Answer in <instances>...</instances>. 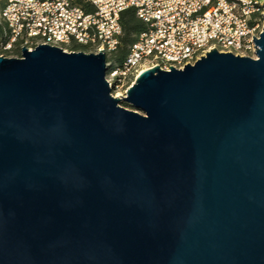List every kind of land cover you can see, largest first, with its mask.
I'll list each match as a JSON object with an SVG mask.
<instances>
[{"label": "water", "instance_id": "95a60500", "mask_svg": "<svg viewBox=\"0 0 264 264\" xmlns=\"http://www.w3.org/2000/svg\"><path fill=\"white\" fill-rule=\"evenodd\" d=\"M254 40L258 58L213 48L125 97L101 49L0 56V264H264Z\"/></svg>", "mask_w": 264, "mask_h": 264}, {"label": "built area", "instance_id": "2783aa9c", "mask_svg": "<svg viewBox=\"0 0 264 264\" xmlns=\"http://www.w3.org/2000/svg\"><path fill=\"white\" fill-rule=\"evenodd\" d=\"M263 5L264 0H5L0 56L21 57L23 47L51 44L95 54L101 49L108 57L123 35L121 13L134 8L146 30L123 65L109 70L107 60L112 94L125 97L143 70L182 69L213 48L258 58L254 36L259 39L264 29Z\"/></svg>", "mask_w": 264, "mask_h": 264}, {"label": "trees", "instance_id": "16d2710c", "mask_svg": "<svg viewBox=\"0 0 264 264\" xmlns=\"http://www.w3.org/2000/svg\"><path fill=\"white\" fill-rule=\"evenodd\" d=\"M5 5V0L0 6V12ZM121 23L123 26V35L120 39L118 48L107 57L108 61L112 62L109 70L123 65L129 53L130 46L138 39L139 35L146 30V24L137 16L134 8H128L121 13ZM5 30V23L0 21V35ZM79 46H74L71 49H77ZM123 105L128 106L126 102Z\"/></svg>", "mask_w": 264, "mask_h": 264}, {"label": "rangeland", "instance_id": "374dc122", "mask_svg": "<svg viewBox=\"0 0 264 264\" xmlns=\"http://www.w3.org/2000/svg\"><path fill=\"white\" fill-rule=\"evenodd\" d=\"M3 1L4 0H0V6H1V4L3 3ZM122 105H123V103H122ZM125 106V105H124ZM126 107H128V108H132V107H130V106H126Z\"/></svg>", "mask_w": 264, "mask_h": 264}]
</instances>
